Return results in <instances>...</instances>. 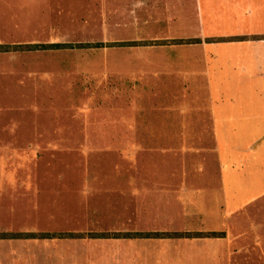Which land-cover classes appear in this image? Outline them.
I'll return each instance as SVG.
<instances>
[{
  "label": "rangeland",
  "instance_id": "1",
  "mask_svg": "<svg viewBox=\"0 0 264 264\" xmlns=\"http://www.w3.org/2000/svg\"><path fill=\"white\" fill-rule=\"evenodd\" d=\"M133 8L0 0V44L198 35ZM197 54L159 44L0 52V235L108 237L0 238V264H264V196L233 214L223 207Z\"/></svg>",
  "mask_w": 264,
  "mask_h": 264
},
{
  "label": "crops",
  "instance_id": "2",
  "mask_svg": "<svg viewBox=\"0 0 264 264\" xmlns=\"http://www.w3.org/2000/svg\"><path fill=\"white\" fill-rule=\"evenodd\" d=\"M124 1L135 14L149 13L144 21L165 13L168 28L199 30L193 38L200 43L165 45L198 49L201 110L217 145L223 207L233 214L263 197L264 0ZM239 37L247 38L216 41Z\"/></svg>",
  "mask_w": 264,
  "mask_h": 264
},
{
  "label": "trees",
  "instance_id": "3",
  "mask_svg": "<svg viewBox=\"0 0 264 264\" xmlns=\"http://www.w3.org/2000/svg\"><path fill=\"white\" fill-rule=\"evenodd\" d=\"M247 37H239V38H219L216 39L218 42L222 41H231L235 39H246ZM255 38V37H251ZM201 41L199 39L193 38V39H176V40H161L160 42H113V43H103V42H95V43H89V42H80V43H49V44H23V45H5L0 44V52H8V51H18V50H27V51H35V50H82V49H101L106 47H136V46H147L152 44H159V45H165V44H197ZM219 232H196V233H190V232H173V233H165V232H133L130 234H123L120 236L115 237H123V238H142V239H151V238H218L220 237ZM22 235V236H20ZM6 237H12V238H19V237H25V238H42V239H54V238H108L106 235L103 234H74V233H66V234H41L39 236H36L35 234H11L8 236V234H1L0 238H6Z\"/></svg>",
  "mask_w": 264,
  "mask_h": 264
}]
</instances>
